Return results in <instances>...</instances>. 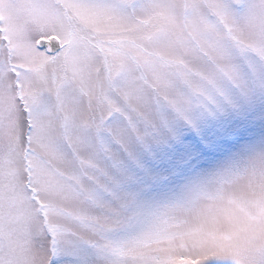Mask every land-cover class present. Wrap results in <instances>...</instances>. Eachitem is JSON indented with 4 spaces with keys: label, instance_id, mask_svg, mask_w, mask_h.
<instances>
[{
    "label": "snow or ice",
    "instance_id": "1",
    "mask_svg": "<svg viewBox=\"0 0 264 264\" xmlns=\"http://www.w3.org/2000/svg\"><path fill=\"white\" fill-rule=\"evenodd\" d=\"M0 264H264V0H0Z\"/></svg>",
    "mask_w": 264,
    "mask_h": 264
},
{
    "label": "rangeland",
    "instance_id": "2",
    "mask_svg": "<svg viewBox=\"0 0 264 264\" xmlns=\"http://www.w3.org/2000/svg\"><path fill=\"white\" fill-rule=\"evenodd\" d=\"M184 134H185V136H189V137L196 136V134L194 132H191V131H186ZM196 138L198 139L199 137H196ZM241 143L242 144L246 143V141H241Z\"/></svg>",
    "mask_w": 264,
    "mask_h": 264
}]
</instances>
